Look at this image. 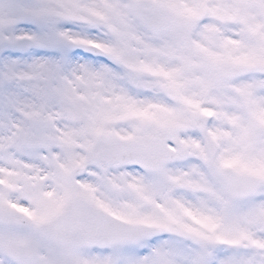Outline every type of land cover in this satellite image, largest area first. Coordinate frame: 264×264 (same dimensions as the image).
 Here are the masks:
<instances>
[{
    "label": "snow or ice",
    "instance_id": "1",
    "mask_svg": "<svg viewBox=\"0 0 264 264\" xmlns=\"http://www.w3.org/2000/svg\"><path fill=\"white\" fill-rule=\"evenodd\" d=\"M0 264H264V0H0Z\"/></svg>",
    "mask_w": 264,
    "mask_h": 264
}]
</instances>
